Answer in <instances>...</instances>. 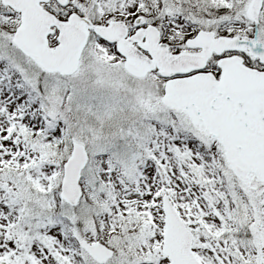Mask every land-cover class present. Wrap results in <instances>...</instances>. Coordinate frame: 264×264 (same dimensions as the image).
Returning <instances> with one entry per match:
<instances>
[{
	"label": "snow or ice",
	"instance_id": "6c2138e0",
	"mask_svg": "<svg viewBox=\"0 0 264 264\" xmlns=\"http://www.w3.org/2000/svg\"><path fill=\"white\" fill-rule=\"evenodd\" d=\"M0 264H264V0H0Z\"/></svg>",
	"mask_w": 264,
	"mask_h": 264
}]
</instances>
